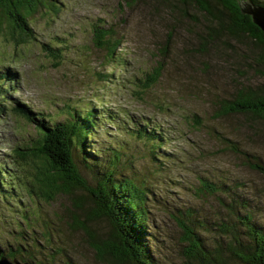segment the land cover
Here are the masks:
<instances>
[{
    "label": "rangeland",
    "instance_id": "rangeland-1",
    "mask_svg": "<svg viewBox=\"0 0 264 264\" xmlns=\"http://www.w3.org/2000/svg\"><path fill=\"white\" fill-rule=\"evenodd\" d=\"M168 1L162 0L161 5L157 0H138L128 7L124 0H58L57 15L36 14L30 19L33 41L16 46L13 41L0 39V70L4 66L15 73L17 89L11 90L12 104L23 101L34 110L46 109L62 118L57 113L62 103L79 102L111 114L122 109L136 119L160 125L167 135L161 159H152L143 140L130 138L120 130L112 131V135L107 132L111 136L107 139L100 135L99 143L107 141L104 143L115 146L121 142L126 147L121 153L125 172L152 189L148 196V232L159 245L152 236L150 247L163 264H184L181 229L174 215L188 213L192 225L201 223L210 229L195 225L208 242L218 236L213 232L214 223L218 212L225 217L223 201L228 203L230 195L254 210L255 221L264 220V175L249 166L250 162L264 165V126L257 135L240 116H213L215 102L230 92L231 73L235 72L232 64L236 61L233 55H222L215 46L202 55L190 51L191 46L198 47L194 35L200 30L196 26L206 21L204 13L189 2L188 14L176 20L170 9L178 0H170L169 6ZM98 21L112 25L121 36L119 52L125 60L109 63L93 45L91 27ZM168 31L172 35L168 55L162 59V74L155 84L142 89L139 78L161 58L159 48ZM44 44L52 46L50 53L43 49ZM217 45L224 47L220 42ZM237 50L241 52L239 47ZM54 53L59 58L52 57ZM100 72L109 74L106 81L99 77ZM108 129L113 128L109 125ZM31 130L30 125L6 110L0 117V157L11 146L22 143L20 137H28ZM200 177L215 184L216 193L204 190ZM21 197L16 199L20 207L17 201L15 206L11 200L0 201L1 248L14 246L17 223L33 209L38 215L34 229L23 230L24 242L30 243L31 238L40 242L36 237L46 230L43 221L47 218L50 246L65 249L64 262L59 264H102L84 243L82 232L69 230L70 217L63 213V198L32 202L24 191ZM95 224L99 232L108 229L106 221ZM33 252L37 260L47 264L44 257Z\"/></svg>",
    "mask_w": 264,
    "mask_h": 264
},
{
    "label": "trees",
    "instance_id": "trees-1",
    "mask_svg": "<svg viewBox=\"0 0 264 264\" xmlns=\"http://www.w3.org/2000/svg\"><path fill=\"white\" fill-rule=\"evenodd\" d=\"M124 1L126 6L132 7L138 0ZM249 1L264 7V0ZM189 2L206 18L202 25L196 26L200 29L194 35L198 38V47L191 46L190 51L202 55L214 50L215 46L222 55H233L236 61L232 64L235 76L231 73L230 92L215 102L213 116H240L249 130L260 135L264 126V31L253 23L250 15L241 12L239 0H178L173 3L174 9H170L172 18L183 19L188 14ZM157 3L162 5V0ZM171 3L170 0L166 2L168 6ZM59 11L58 0H0V39L13 41L16 46L31 42L35 35L30 19L36 14L55 16ZM171 33L168 31L165 43L159 48L161 58L149 73L139 78L142 89L159 80ZM91 40L109 63L124 59L119 52L123 43L121 36L112 25L106 26L102 21L93 23ZM219 42L224 47L220 48ZM42 46L48 53L52 50L51 45ZM51 56L56 58L58 55ZM108 75L99 73L104 81ZM16 89L15 73L2 66L0 117L6 110L11 111L30 125L32 132L28 131L30 138L20 137L24 143L11 146L8 153L0 157V201L11 200L15 206L23 191L32 202L63 198V213L70 217L67 220L69 230L82 232L84 243L102 264H163L149 244V237L153 235L148 232V196L152 189L137 176L125 172L122 167L125 159L121 153L126 147L121 142L115 146L104 143L107 141L99 143L100 135L107 139L111 137L107 132L112 135L120 130L130 138L143 140L152 159H161V148L166 145L167 135L160 125L149 119H136L122 109L111 114L79 102L74 105L62 103L57 112L62 118L59 115L57 118L46 109L34 110L23 101L10 103L11 92ZM109 125L112 130L108 129ZM232 149L240 152L236 147ZM249 166L264 175V165L250 162ZM199 184L204 190L216 193V185L205 178L200 177ZM223 206L226 215L217 213L219 218L213 232L218 236H213L211 242L201 237L200 228L206 227L197 222L195 225L200 228L192 225L190 214L174 215L175 223L181 229L180 254L184 264H264V220L255 221L254 210L238 197L230 195L229 202L223 201ZM37 215L33 209L25 212L22 222L17 223L14 246L0 247V257L42 264L34 255V249L47 264L64 262L65 249L50 246L51 230L47 218L43 221L46 230L36 237L40 242H35L34 238L30 243L23 241V230L34 229ZM100 221L107 222L106 231L99 232L94 227L95 222ZM153 239L158 246L154 236Z\"/></svg>",
    "mask_w": 264,
    "mask_h": 264
},
{
    "label": "water",
    "instance_id": "water-1",
    "mask_svg": "<svg viewBox=\"0 0 264 264\" xmlns=\"http://www.w3.org/2000/svg\"><path fill=\"white\" fill-rule=\"evenodd\" d=\"M240 10L244 14L251 16L254 24L264 31V7L253 4L249 0H239ZM0 264H30L29 262H20L16 258L12 260L5 256L0 257Z\"/></svg>",
    "mask_w": 264,
    "mask_h": 264
}]
</instances>
